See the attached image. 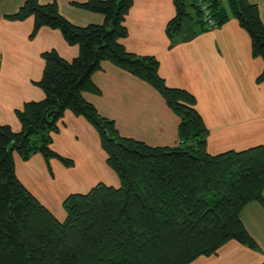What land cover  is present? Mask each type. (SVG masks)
Returning a JSON list of instances; mask_svg holds the SVG:
<instances>
[{
	"label": "trees",
	"instance_id": "16d2710c",
	"mask_svg": "<svg viewBox=\"0 0 264 264\" xmlns=\"http://www.w3.org/2000/svg\"><path fill=\"white\" fill-rule=\"evenodd\" d=\"M175 16L165 33L171 43L191 39L236 19L251 40L254 57L264 62V26L248 0H172ZM103 16L101 24L77 26L64 18L56 1L24 0L5 18L33 17V38L42 27L58 30L78 47L70 61L55 50L41 54L43 91L15 111L19 132L0 124V264H191L209 257L228 241L249 249L258 246L241 221L252 202L264 208V145L218 155L206 152L207 130L195 110V98L170 88L159 76L152 56L126 51L119 42L128 34L125 17L132 0H86L73 3ZM108 62L153 88L178 117L176 146L153 147L122 137L113 120L101 116L85 93L98 95L92 76ZM264 80V68L257 81ZM65 111L83 117L97 131L106 163L119 186L96 184L87 193L71 194L59 222L15 176L13 155L23 161L40 154L48 164L70 159L52 149V136ZM264 264V262L262 263Z\"/></svg>",
	"mask_w": 264,
	"mask_h": 264
},
{
	"label": "crops",
	"instance_id": "0c3cea01",
	"mask_svg": "<svg viewBox=\"0 0 264 264\" xmlns=\"http://www.w3.org/2000/svg\"><path fill=\"white\" fill-rule=\"evenodd\" d=\"M37 1L45 4L54 0ZM55 1L59 13L74 25L103 22L102 15L73 5L86 0ZM248 1L257 6L264 26V0ZM23 2L0 0V124L14 132L21 129L15 111L26 102L44 98L35 84L44 67L41 54L55 50L68 61L78 55V47L68 45L58 30L42 27L31 38L33 17L23 21L5 18ZM174 16L172 0H132L124 21L128 34L119 42L129 53L157 59L158 73L165 84L195 98V110L207 130L205 148L209 155L264 145V80L257 81L264 62L252 55L247 32L230 18L217 28L171 43L165 29ZM92 80L100 94L85 93V100L101 116L113 120L122 137L153 147L179 143L178 117L149 85L108 62L102 63ZM58 128L50 147L70 159L71 167L57 159L47 164L40 154L27 161L14 154L13 160L18 181L62 222L66 217L62 203L67 196L87 193L98 183L116 188L119 179L107 165L99 135L87 120L65 111ZM241 221L257 250L228 241L217 254L199 257L191 264H262L264 208L256 202L247 204Z\"/></svg>",
	"mask_w": 264,
	"mask_h": 264
},
{
	"label": "built area",
	"instance_id": "2783aa9c",
	"mask_svg": "<svg viewBox=\"0 0 264 264\" xmlns=\"http://www.w3.org/2000/svg\"><path fill=\"white\" fill-rule=\"evenodd\" d=\"M196 3H198L199 5H201L202 9L204 10V16H205V20L208 21V25L211 27L212 23L209 20L208 17V11L206 10V8L204 7V5H202V0H195Z\"/></svg>",
	"mask_w": 264,
	"mask_h": 264
},
{
	"label": "rangeland",
	"instance_id": "374dc122",
	"mask_svg": "<svg viewBox=\"0 0 264 264\" xmlns=\"http://www.w3.org/2000/svg\"><path fill=\"white\" fill-rule=\"evenodd\" d=\"M224 1V0H223Z\"/></svg>",
	"mask_w": 264,
	"mask_h": 264
}]
</instances>
